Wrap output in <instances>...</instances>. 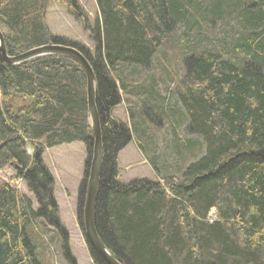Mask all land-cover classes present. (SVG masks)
I'll return each instance as SVG.
<instances>
[{
  "label": "trees",
  "instance_id": "1",
  "mask_svg": "<svg viewBox=\"0 0 264 264\" xmlns=\"http://www.w3.org/2000/svg\"><path fill=\"white\" fill-rule=\"evenodd\" d=\"M69 1L92 51L53 35L49 0H0V28L9 57L63 45L94 71L103 135L95 223L103 244L120 264H264V0H95L93 24ZM168 63L179 73L168 75ZM151 67L161 76L144 81L138 69ZM123 100L129 123L113 116ZM149 125L170 126L174 155L166 167L148 158L157 179L123 183L119 154L136 135L148 157ZM73 143L87 152L77 203L84 232L94 151L86 74L68 57L8 65L0 52V170H13L37 205L0 184V264H46L43 237L32 233L40 221L77 264L44 160L48 149ZM87 244L93 264H106Z\"/></svg>",
  "mask_w": 264,
  "mask_h": 264
},
{
  "label": "rangeland",
  "instance_id": "2",
  "mask_svg": "<svg viewBox=\"0 0 264 264\" xmlns=\"http://www.w3.org/2000/svg\"><path fill=\"white\" fill-rule=\"evenodd\" d=\"M80 7L87 14L90 23L93 24L98 16V8L95 0H77ZM69 0H49V8L47 11L46 21L53 35L63 38L67 41L82 44L87 49L94 48L90 40V32L86 31L82 21L76 19L72 14ZM158 59L162 58L158 55ZM163 60V58H162ZM162 63V62H161ZM157 64V65H156ZM160 69L159 61L155 63ZM167 74L173 75L180 70L177 65L170 63L166 66ZM138 72L144 78L152 76H161L158 72H154L153 68H139ZM179 73V72H178ZM146 81V80H144ZM168 86H174L173 83H168ZM131 103L135 107V100L130 97ZM129 103L122 102L121 105L115 108L113 116L122 122L129 123L131 118ZM167 124H170L167 122ZM143 128L146 127L142 125ZM173 126V125H172ZM176 129L175 126H173ZM169 125L157 128V126L149 125L148 138L151 140L148 148V157L143 155L138 149L137 137L134 135L133 141L121 151L118 158V167L120 180L123 183H129L138 178L157 179V173L150 165L148 158H152L164 166L166 156H173V141H176V136L169 132ZM177 132L178 138L184 140L186 136L182 132ZM156 134L162 136L160 140H156ZM149 140L145 141L146 143ZM87 152L84 144L73 143L55 147L45 152L44 160L47 167L50 169L55 179V198L59 206L60 219L68 232L69 246L71 255L75 258L77 264H93L90 257L88 244L82 227L77 218V203L80 186L83 180L85 161ZM13 170L6 168L0 170V184L11 183L19 192L27 195L33 200V208L36 210L37 205L34 196L28 191L25 184L21 180H16ZM211 220L215 219V211L210 214ZM32 233L40 234L43 242L46 264H70L63 256L59 241H57L56 233L47 228L43 221H40L36 226H33ZM44 229V230H43ZM44 231V232H43Z\"/></svg>",
  "mask_w": 264,
  "mask_h": 264
},
{
  "label": "water",
  "instance_id": "3",
  "mask_svg": "<svg viewBox=\"0 0 264 264\" xmlns=\"http://www.w3.org/2000/svg\"><path fill=\"white\" fill-rule=\"evenodd\" d=\"M0 52L8 65H20L34 59L46 56H64L74 60L81 66L87 77L88 114L94 137V151L90 176L87 183V193L84 206V231L87 242L98 253L106 264H120L103 244L95 223V209L100 191L102 166H103V135L96 106L97 81L93 69L87 59L75 48L63 45H47L30 50L17 57H9L5 38L0 28Z\"/></svg>",
  "mask_w": 264,
  "mask_h": 264
},
{
  "label": "crops",
  "instance_id": "4",
  "mask_svg": "<svg viewBox=\"0 0 264 264\" xmlns=\"http://www.w3.org/2000/svg\"><path fill=\"white\" fill-rule=\"evenodd\" d=\"M53 149H55V148H53ZM48 150H50V149H48ZM48 150H47V151H48Z\"/></svg>",
  "mask_w": 264,
  "mask_h": 264
},
{
  "label": "bare ground",
  "instance_id": "5",
  "mask_svg": "<svg viewBox=\"0 0 264 264\" xmlns=\"http://www.w3.org/2000/svg\"><path fill=\"white\" fill-rule=\"evenodd\" d=\"M94 72V71H93Z\"/></svg>",
  "mask_w": 264,
  "mask_h": 264
}]
</instances>
